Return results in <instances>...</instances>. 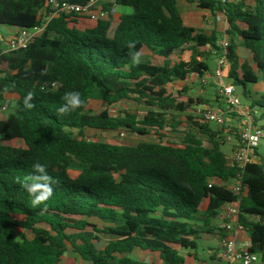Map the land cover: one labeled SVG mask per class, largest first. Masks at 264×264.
<instances>
[{
	"label": "trees",
	"instance_id": "16d2710c",
	"mask_svg": "<svg viewBox=\"0 0 264 264\" xmlns=\"http://www.w3.org/2000/svg\"><path fill=\"white\" fill-rule=\"evenodd\" d=\"M187 1L224 16L230 81L244 86L264 80V0ZM113 4L131 11L118 21L57 13L25 49L3 52L0 33V94L17 95L14 110L0 118V264H59L68 250L90 264H184L178 248L196 250L197 242L223 235L213 221L235 196L208 181L236 177L221 150L231 129L200 120L197 107L220 101L216 93L206 99L186 87L169 90L191 75L211 73L206 58L217 56L219 32L186 25L177 0ZM46 7L44 0H0V27L38 25ZM186 47L188 61L177 56ZM238 48L249 52L251 64L239 62ZM143 51L151 60H141ZM136 52L139 64L132 58ZM69 92H78L83 103L62 115L58 109ZM95 98L103 101L98 112L87 109ZM124 100L147 110L112 115L110 107ZM248 105L264 129V96ZM190 106L195 116L186 115L180 143L159 138L127 145L84 136L91 128L163 137ZM75 161L79 173L73 175ZM35 163L56 181L46 206L32 207L22 187ZM244 182L248 193L239 223L249 235V251L264 262L263 153L246 165ZM137 251L156 254L160 262L135 258Z\"/></svg>",
	"mask_w": 264,
	"mask_h": 264
},
{
	"label": "built area",
	"instance_id": "2783aa9c",
	"mask_svg": "<svg viewBox=\"0 0 264 264\" xmlns=\"http://www.w3.org/2000/svg\"><path fill=\"white\" fill-rule=\"evenodd\" d=\"M44 1L48 11H46L47 9L41 11L40 23L29 28H19L5 42L3 52L27 48L30 41L43 32L48 21L57 13L80 14L97 20L110 19L114 12L113 6L110 9L99 8L98 0H87L84 3L69 0ZM220 1L225 3L228 0ZM215 19L223 21L224 16L217 13ZM216 46L219 50L214 71L208 77L203 76L198 80L202 84H213L222 104L200 105L197 107V111L200 120L214 123L220 129L225 125L231 129V133H225V140L233 142L228 165L237 169L236 177L232 181L227 182L221 179L208 181L209 187L212 185L226 186L235 196L233 201L226 203L225 219L220 225L224 234L219 240V250L216 255L223 261V264H254L259 261L260 255L249 251L250 244L239 245L236 236L245 231L239 223L240 203L248 193V187L244 182L245 167L257 161L259 154L264 152V129L254 122L256 111L242 102L235 85L227 76L230 69V62L226 55V49L229 46L227 37L217 40ZM56 85L57 83H52L53 87ZM5 108L6 105H3L2 109ZM120 134L123 136L124 132L121 131ZM261 145L263 152L260 148Z\"/></svg>",
	"mask_w": 264,
	"mask_h": 264
},
{
	"label": "rangeland",
	"instance_id": "374dc122",
	"mask_svg": "<svg viewBox=\"0 0 264 264\" xmlns=\"http://www.w3.org/2000/svg\"><path fill=\"white\" fill-rule=\"evenodd\" d=\"M187 0H179V6L180 9L182 10V5L183 2H186ZM192 9H199L198 7H196L195 5H192L191 3L189 4ZM208 11V10H206ZM182 12V11H181ZM209 12V11H208ZM187 20V19H186ZM186 25L190 26L187 22H184ZM221 24V27L223 26L224 21L219 22ZM225 35L223 34H219L218 35V40H221ZM239 55L241 57V61L243 62H247L250 63L251 62V57L250 55L243 49V48H239ZM177 56L186 60H189L192 56V52L189 48H185L182 51L178 50L177 51ZM141 60L145 61V60H151V55L149 52L145 51L142 53L141 56ZM206 61L209 63L210 66V72L212 73L216 67V55H209L206 58ZM242 62V63H243ZM210 75V73L205 74L204 76L208 77ZM191 82H184L182 83L181 86L178 83L172 84L169 86V90L171 92H175V90L177 89H181L182 87H186L187 88V92L190 95L193 96H201L203 98H210L213 97L212 95H215V87L213 85L208 84H202L200 80H190ZM189 84L191 86H189ZM236 90L237 93L239 94L242 102H246L248 100L249 95H251L252 97H257L260 98L262 96H264V80L258 79L257 82H246L244 86L242 85H236ZM245 91V93H244ZM215 104H222L221 101H215V100H211V105H215ZM103 107V101L100 98H95L92 99L90 101V104L88 105V110L92 111V112H98L102 109ZM196 107H189L188 110L185 113H181L178 116V119L181 121V124L179 126H177V128H171V127H167L164 131H162L161 133L163 134V137H160L157 135L156 132L151 131L149 134L147 135H138L135 133H131L128 132L124 129H120L117 131L114 130H98V129H91V128H86L84 130V136L86 139H90V140H99V141H103V142H110V143H116V144H127V145H136L138 142L140 141H158L159 138H163L164 142H172V143H180L181 138L183 136V131L186 127L185 125V120H186V115H193L195 116V109ZM147 110V107L143 104H138L132 100H124L121 101L120 103H117L113 106L110 107V113L112 115H118L121 111H127V112H132V113H137L139 115H143ZM211 127L212 128H218V126L214 123H211ZM123 131L124 135L122 136L120 134V132ZM4 143L3 141H1L0 138V144ZM233 145V142L230 141H225V143L221 146V150L227 155V157H229L232 153L233 148L231 147ZM261 151H262V145L260 146ZM263 152V151H262ZM264 154V152H263ZM70 172L73 175H76L79 173V168H78V164L77 162H73V165L70 169ZM231 183V182H230ZM206 202V201H205ZM227 205L223 204L220 207L221 211H224L226 209ZM219 211V214L217 216V218L214 220L215 224L218 226L223 219V213ZM104 245L103 242L99 243L98 246L102 247ZM70 250H68L67 252H69ZM197 256L200 259H203L205 261H209L208 258V250H207V246L206 244L202 243V242H197ZM140 257V253L136 254V257L138 256ZM150 255V256H149ZM143 256L144 259L148 260V261H159L158 257L156 254H147L145 253V255H141ZM64 264V263H61Z\"/></svg>",
	"mask_w": 264,
	"mask_h": 264
},
{
	"label": "crops",
	"instance_id": "0c3cea01",
	"mask_svg": "<svg viewBox=\"0 0 264 264\" xmlns=\"http://www.w3.org/2000/svg\"><path fill=\"white\" fill-rule=\"evenodd\" d=\"M177 1L179 4V0H177ZM109 2H111L112 6L114 7V12L112 13V15L110 17L111 20L118 21L122 14H125V13H128L131 11V9L129 7H124V6H119L117 4H113V0H98L97 6L99 8H103V6L107 5ZM186 2L187 3L183 2L182 10H181L184 22L185 21L187 22V20H188V23L190 26L205 30L207 32H211V31L215 30V31H218L219 34L224 33V30L226 28L225 19L223 20L224 23H223V26L221 27V24L219 22H222V21H217L215 19V16L212 15L210 12L203 10V9H195L194 10L189 5L190 3L188 1H186ZM191 4L195 5V2L191 3ZM18 29H19L18 27H13V26H1L0 27V33L3 36V47L5 45V42L12 35H14ZM224 37H226V36H224ZM143 52H145V51H143ZM237 52L239 55V48H238ZM246 52L249 54L248 51H246ZM183 60L188 61L186 59H183ZM239 62L240 63L243 62V61H241L240 55H239ZM250 64H251V62H250ZM1 76H3V73H0V77ZM193 79L198 81V78L196 76L191 75L185 81H180V82H176V83H178L181 86H184V85H182V83H184V82L190 83L191 82L190 80H193ZM189 86H191V85L189 84ZM253 99H258V98L252 97L251 95H249L248 100L246 102H244V104L248 105L251 102V100H253ZM16 100H17V95L14 93H1L0 94V118L6 117L8 115V113H10L14 110ZM3 105H6L5 109H2ZM231 147L233 148V145ZM221 212L223 213V219H222V222L218 225V227H220V225L223 223V221L225 219L226 209L224 211H221ZM213 224L216 225L214 221H213ZM222 233L224 234L223 231H222ZM219 240H220V238L202 242V243L206 244V246H207L208 258H209L208 262L203 260V259L198 258L196 250L188 251V250L178 248V251L184 258V264H223V261H221L216 255L217 251L219 250ZM236 241L239 245L250 244V238H249L248 233L246 231H242V232L238 233L236 236ZM138 253H140V257L138 255H137L138 257H136V254H138ZM145 253L151 254L148 251H142V252L137 251L133 254V256L135 258L140 259V260L148 261V260L144 259L143 256H141V255H145ZM156 262H160V260L156 261ZM61 263H64V264H90L89 262L83 261L82 259L78 258V256L71 251H69V252L66 251L62 255L59 264H61ZM236 264H239V263H236ZM254 264H264V262L260 258L259 261L254 263Z\"/></svg>",
	"mask_w": 264,
	"mask_h": 264
},
{
	"label": "clouds",
	"instance_id": "9594fccd",
	"mask_svg": "<svg viewBox=\"0 0 264 264\" xmlns=\"http://www.w3.org/2000/svg\"><path fill=\"white\" fill-rule=\"evenodd\" d=\"M135 44H129V48H134ZM133 61L136 64L140 63V53L136 52L133 55ZM32 95L29 94L27 101L32 100ZM65 103L58 109L60 114H66L81 107L83 101L78 92H69L64 97ZM28 107H32L31 103ZM56 181L51 177L47 168L42 163H35L32 166V173L24 178L22 187L30 197L32 207L45 205L54 195V185Z\"/></svg>",
	"mask_w": 264,
	"mask_h": 264
}]
</instances>
